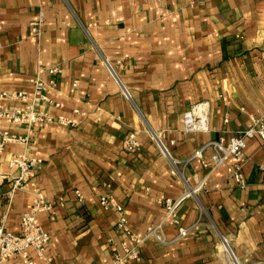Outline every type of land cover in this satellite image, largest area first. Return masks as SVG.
<instances>
[{
  "label": "crops",
  "instance_id": "obj_1",
  "mask_svg": "<svg viewBox=\"0 0 264 264\" xmlns=\"http://www.w3.org/2000/svg\"><path fill=\"white\" fill-rule=\"evenodd\" d=\"M40 13L37 36L31 23ZM51 67L60 72L50 75ZM38 73L57 83L51 97L60 104L39 108L77 125H39L32 145L8 146L0 159L3 172L13 153L45 160L37 182L54 207L37 221L51 241L45 258L32 253L34 264H112L118 213L102 208V195L112 194L144 233L163 221L164 199L203 179L178 224L163 226L164 241L148 239L131 264H264V144L247 141L245 189L225 168L204 166L211 147L194 156L264 117V0H0V89L30 90ZM204 100L209 131H185V113ZM133 131L141 146L128 151ZM11 188L0 187V225L7 214L6 227L19 232L33 194L26 187L10 201Z\"/></svg>",
  "mask_w": 264,
  "mask_h": 264
},
{
  "label": "built area",
  "instance_id": "obj_2",
  "mask_svg": "<svg viewBox=\"0 0 264 264\" xmlns=\"http://www.w3.org/2000/svg\"><path fill=\"white\" fill-rule=\"evenodd\" d=\"M44 23V14L40 15L31 23V33L39 36L42 33ZM110 66V65H109ZM111 68V67H110ZM113 74L114 71L111 68ZM60 72L58 67L48 69L50 75ZM30 90L23 89H0V159L8 146L18 145L25 150L32 145L36 139V127L42 124H56L67 127H74L77 122L66 116L56 115L44 109L40 105H52L60 107L55 102L51 93L57 87L54 80H46L41 73H38L29 79ZM78 81L73 83L77 87ZM124 93L130 97L125 89ZM209 101H200L190 107L184 116V128L187 132L209 131L210 128ZM75 113H80L78 109ZM228 122V119H225ZM139 132L133 131L124 139V148L128 151H136L141 144L138 138ZM259 138L264 144V117H251V125L248 129L240 131L228 141L221 137L216 141H210L194 156L203 157L206 148L211 147L213 154L210 160L204 163L205 167L216 168L223 167L235 184L245 189L248 186V180L244 173V167L247 163L245 149L249 139ZM158 146L163 154L170 156L167 146L161 138L156 137ZM42 157L30 156L26 152L13 153L8 161L9 172L0 170V187L7 182L12 183V188L7 193L11 201L18 190L30 187L33 199L26 210L20 215V231L13 232L6 227L7 214L2 218L0 225V264H9L14 258H21L27 264H34L32 253L39 258H45L47 247L51 241L49 232L38 223V215L45 211L53 209L54 204L48 201L37 177L44 164ZM178 161L174 160L177 165ZM18 174L15 175L14 173ZM205 186V179L195 186H188L186 192L180 197L166 198L161 203L165 207V217L162 222L147 227L144 233L134 231L130 224L127 213L112 194L107 193L100 197V205L103 209L114 208L118 213L116 229L121 235L120 242L117 244L111 240L112 245V264H131L138 261L141 257L142 248L148 239L154 238L163 242L164 235L162 228L164 225H175L179 222V209L184 201L190 197L196 196ZM77 196L82 199V193L76 191ZM188 230L180 228V236H186ZM226 250L232 253L229 244L224 239ZM119 245L120 249H118ZM237 264V263H235Z\"/></svg>",
  "mask_w": 264,
  "mask_h": 264
}]
</instances>
